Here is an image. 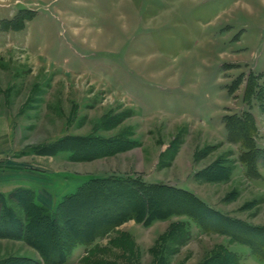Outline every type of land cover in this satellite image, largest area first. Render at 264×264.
<instances>
[{
    "label": "rangeland",
    "instance_id": "obj_1",
    "mask_svg": "<svg viewBox=\"0 0 264 264\" xmlns=\"http://www.w3.org/2000/svg\"><path fill=\"white\" fill-rule=\"evenodd\" d=\"M262 73L264 0H0V168H28L54 198L38 202L49 216L92 179L169 188L158 193L178 212L128 219L61 264H202L218 250L264 264V250L216 231L217 212L264 226V160L248 169L224 120L252 114L264 148ZM105 141L120 148L72 157ZM215 161L226 179H205ZM8 257L41 260L0 237V264Z\"/></svg>",
    "mask_w": 264,
    "mask_h": 264
},
{
    "label": "trees",
    "instance_id": "obj_2",
    "mask_svg": "<svg viewBox=\"0 0 264 264\" xmlns=\"http://www.w3.org/2000/svg\"><path fill=\"white\" fill-rule=\"evenodd\" d=\"M259 78L264 79V73ZM253 79L256 78L253 77L251 80ZM252 84L253 82L251 86ZM254 93L262 99L261 107L264 112V91L258 87V91ZM224 120L229 138L247 144V152L242 153V160L246 162L248 169L253 171L256 162L264 160V148L254 146L252 137L256 127L252 114L246 112L244 117L227 115ZM100 144L99 149L92 148L91 144L82 148L84 151H81V148L74 149L72 157L75 158L78 151L83 157L109 155L120 148L116 147L113 141ZM247 154L249 160L243 159ZM204 171L207 173L205 179L219 181L228 177L229 167L225 163L215 161ZM162 189L169 188L158 185L145 186L140 183L134 185L113 178L92 179L80 186L75 193L65 197L57 206L55 214L51 216L43 213L42 207L34 200L33 191L29 188H16L6 196L0 194V237L23 240L36 248L41 256V260L8 257L4 263L61 264L73 245L90 242L96 236L109 232L128 219L149 224L154 219L166 218L178 212L172 202L166 198L161 199L158 192ZM175 191L185 194L188 203H194L188 193ZM203 209L210 212L208 209ZM189 210L196 211L192 207ZM189 210L180 213H186L195 219L196 216ZM216 215L221 222L217 232L246 244L251 252L260 256L259 253L264 250V242L261 241L264 236V226L251 227L246 224L243 226L229 217L220 216L219 212ZM173 229L174 227H171L167 232L169 237H172ZM261 231H263L262 236L258 234ZM214 253L202 264H236L237 257L234 253L230 251L221 253L219 250Z\"/></svg>",
    "mask_w": 264,
    "mask_h": 264
},
{
    "label": "crops",
    "instance_id": "obj_3",
    "mask_svg": "<svg viewBox=\"0 0 264 264\" xmlns=\"http://www.w3.org/2000/svg\"><path fill=\"white\" fill-rule=\"evenodd\" d=\"M256 126H259L258 122ZM29 172L30 170L26 167L17 169L16 167L10 165L0 168V194L5 195L2 192H11L12 190H15L18 187H24L29 189H33L36 187L37 190L35 192L32 190L34 192V200L37 203H44L45 205H47V207H50L51 202L54 198L52 197V195L42 190V187L38 188L37 186L39 185L33 183L32 179H28L30 178L27 176ZM21 177H24L23 181ZM47 194L49 196H47Z\"/></svg>",
    "mask_w": 264,
    "mask_h": 264
}]
</instances>
